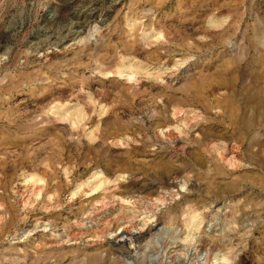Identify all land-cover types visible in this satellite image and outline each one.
I'll use <instances>...</instances> for the list:
<instances>
[{
    "label": "rangeland",
    "instance_id": "rangeland-1",
    "mask_svg": "<svg viewBox=\"0 0 264 264\" xmlns=\"http://www.w3.org/2000/svg\"><path fill=\"white\" fill-rule=\"evenodd\" d=\"M0 264H264V0H0Z\"/></svg>",
    "mask_w": 264,
    "mask_h": 264
},
{
    "label": "bare ground",
    "instance_id": "bare-ground-1",
    "mask_svg": "<svg viewBox=\"0 0 264 264\" xmlns=\"http://www.w3.org/2000/svg\"><path fill=\"white\" fill-rule=\"evenodd\" d=\"M142 232L143 231L141 229L140 230L137 229L136 231H131V233L129 234L128 232H126L123 229V230L115 233L113 237H116L115 243H122V242L124 243L125 241L129 240L127 237L128 235L138 237L142 234ZM129 238H131V237H129Z\"/></svg>",
    "mask_w": 264,
    "mask_h": 264
}]
</instances>
